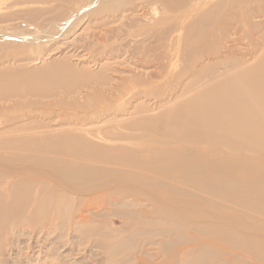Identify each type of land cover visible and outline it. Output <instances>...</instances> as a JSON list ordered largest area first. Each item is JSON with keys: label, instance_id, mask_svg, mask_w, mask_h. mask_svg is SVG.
<instances>
[{"label": "bare ground", "instance_id": "6f19581e", "mask_svg": "<svg viewBox=\"0 0 264 264\" xmlns=\"http://www.w3.org/2000/svg\"><path fill=\"white\" fill-rule=\"evenodd\" d=\"M8 1L11 2L0 8V12L28 2L43 3L46 0ZM93 1L92 5L99 2ZM154 1L159 8L151 10L148 5L149 13L145 12L147 7L131 9L115 2L104 8L107 12L119 9L121 19L141 21L138 24L133 22L139 30L131 42L126 44L124 41L123 54L114 52L106 56L108 45H104L103 52H96L95 56L83 47L79 49L73 40L65 39L47 55L42 56L41 52L46 50L43 48L39 55L26 57L25 63L21 60L18 65L15 64L17 60L0 63V100L21 95L19 80L10 77V67L13 66L24 70L22 85L27 86L28 94L34 98L52 96L59 88L75 93V88L99 86L47 107L55 108L60 112L59 116L64 117L61 120L66 121L60 142L68 140L76 145H87L82 136L90 137L103 131L109 139L131 144L130 148L118 146L108 151L95 146L87 160H76L75 163L61 156L43 158L40 153H33L30 160L45 164L54 170L53 174L62 178L100 181L113 177L112 182L105 184L106 188L100 186L89 197L80 198L82 210L77 224L93 222L99 214L95 212L96 208L112 206L106 203L104 194L119 188L140 195L145 202H151L154 210L162 213L171 210L174 204L168 203L170 195L183 193L181 186L172 184L167 178L172 168L196 175L184 185L203 195L207 204L212 205V200L204 198L205 195H222L264 215V160L260 163L251 159L264 150V0ZM44 14V10L35 9L23 16L9 14L6 18H35ZM62 26L67 30L71 23ZM132 31H136L135 28ZM132 31L130 34L135 33ZM149 40H154L155 45ZM22 41L23 38L16 39V42ZM32 46L43 47L39 43ZM227 63L234 67L222 73L217 71L218 65ZM16 108L14 105L2 107L0 116ZM157 110L159 114L154 117L152 114ZM108 129L111 132L107 135ZM132 129L134 133L121 132ZM23 130L24 127H16L14 131ZM77 131L84 135L80 136L75 133ZM236 136L247 139L254 147L238 144L234 140ZM153 137L161 146L156 147ZM18 141L25 143L26 140L21 137ZM219 146H225L234 156L221 154L217 150ZM208 147L215 150L205 149ZM238 150L247 159L236 156ZM1 153L7 156L6 162L11 170L7 169L8 165L1 170L0 177L8 176L14 182L0 186V194L7 195L10 190L11 196L7 199L12 200L16 189L14 184L23 183L18 180L32 171L21 160L24 155L27 158L29 149ZM92 161L100 164L91 166ZM125 167L143 169L152 174L146 182L147 189L119 180L130 173ZM235 172L242 177H234ZM155 175L161 177L154 178ZM145 202L140 201L138 206ZM231 215L218 218L215 215L218 224H213L223 227L219 220L224 218L223 221H227L232 217L234 220ZM236 220L240 226L246 225L245 218ZM260 220L264 224V217L254 223ZM222 240L229 246H241L250 257L264 260V233L255 231L243 236L227 228ZM200 248H195L193 254ZM191 253L190 250L187 252L188 255ZM249 260L253 262V259Z\"/></svg>", "mask_w": 264, "mask_h": 264}, {"label": "rangeland", "instance_id": "374dc122", "mask_svg": "<svg viewBox=\"0 0 264 264\" xmlns=\"http://www.w3.org/2000/svg\"><path fill=\"white\" fill-rule=\"evenodd\" d=\"M7 1L0 0V8L9 5L11 1ZM113 2L121 3L131 9L137 6L147 7L145 12L148 13L149 6L151 10L153 7L159 8L154 0H99L94 5H92L93 0H46L43 3L28 2V4L15 6L9 11L2 10L0 12V63L9 60L11 62L17 60L16 65L20 64L19 60L25 63L26 57L39 55L43 48L46 50L41 52L42 56L47 55L63 44L65 39L73 40L77 43L76 46L80 47L79 49L83 47V50L95 53V56L96 52H103L104 45H108L105 49L106 56L114 52L123 54L124 43L131 42L130 40L138 33L139 29L135 26L141 21L134 18L130 21L121 19L119 9L105 11L104 8ZM35 9L44 10L46 14L35 18H6L9 14L23 16ZM64 23H71V26L67 30L63 29ZM134 28L136 31H132ZM131 31L135 33L130 34ZM101 34L104 40H101L103 39ZM5 36L7 38H3ZM19 38H23V41L16 42ZM149 41L155 45L154 40ZM36 43L43 47L33 48L32 44L36 45ZM71 62L75 63L73 60ZM232 67H234L232 63L221 64L218 65L217 71L222 73ZM10 68V77L14 81L19 80V88L22 92L21 95L0 100V108L12 105L18 107L0 116V172L9 165V162H6L7 156L1 152L19 151L25 148L29 149V153L27 158L24 155L21 160L24 166L32 171L23 176L22 180H18L23 183L14 184L16 189L12 200L7 199L11 196L10 190L7 195L0 194V264H264V260L250 257L241 246L237 244L235 247L229 246L222 240V235L227 228L243 236L255 231L264 233L263 222L260 220L254 223L256 219L264 215L257 210L246 209L236 203V200L222 195H205L204 198L209 197L212 200V205L207 204L203 195L197 193L192 187L184 185V182L196 175L184 173L177 168H172L167 178L172 184L181 186L183 193L170 195L168 203H172L171 206L174 204L171 210L165 213L154 210L151 202L147 200L145 202L140 195L119 188L104 194L106 203L112 206H103L98 210L96 208L95 212L99 214L97 218H93V222L92 220L88 222L91 225L77 224L82 210L79 206L80 198L89 197L93 191H98L100 186L106 188L105 184L112 182L113 177L111 179L106 177L100 181L62 178L53 174L52 168L32 161L30 157L33 153H40L39 155L43 158L61 156L75 163L79 160H87V155L95 150V146H101L108 151L118 146L130 148L131 144L109 139L103 131L102 134L94 133L90 137L82 136L84 133L75 132L80 133L87 145H76L74 141L68 140L66 143L60 142L61 133L65 131L66 126L65 120H61L64 117L61 116V118L60 112H56L55 108L47 109V107L52 103L62 102L69 96L86 94L92 91L93 87L98 89L99 86L75 88V93L59 88L52 96L34 98L28 94L27 86L22 85L24 70H18L17 66ZM90 71L93 70L90 69ZM40 112L44 114L41 115ZM158 112L157 110L152 115L155 117L159 114ZM69 117L72 116L69 115ZM7 119L8 123L4 124ZM16 127H24V130L14 131ZM108 130L107 135L111 132L110 129ZM121 132L134 133L135 130ZM21 137H24L25 143L18 141ZM155 137L152 139H155L156 147L161 146ZM234 140L246 148L254 147V144L249 143L247 139L236 136ZM205 149L215 150L209 147ZM217 150L226 156L232 154L225 146H219ZM239 151L235 152L236 156L241 155L240 157L247 159ZM251 159L261 163L264 160V150H261L258 156H251ZM99 164V161H92L91 166ZM112 166L114 165L111 164ZM126 168L128 167L124 169ZM7 169L11 170L10 165ZM128 169L129 175L122 176L119 180L125 181L128 185L143 188L142 190L147 189L146 182L152 174L143 169ZM238 176L242 177L235 172L234 177ZM153 177L159 179L161 176ZM10 181L13 180H10L8 176L0 177L1 188ZM69 188L71 190L68 191ZM140 201L145 202L143 206H138ZM217 204L219 206H216ZM227 214H233L235 219L233 220L232 217L230 220L223 221L224 218H221L219 222L223 227L220 228L213 224H218L216 217ZM241 217L246 220L245 226H240L236 220ZM195 248L200 249L193 254ZM189 250L192 251L190 255L187 254ZM249 259H253V262Z\"/></svg>", "mask_w": 264, "mask_h": 264}]
</instances>
